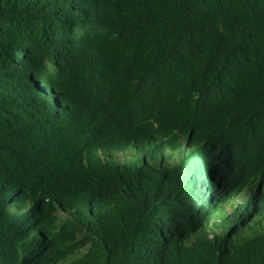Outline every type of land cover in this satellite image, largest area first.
Segmentation results:
<instances>
[{"label": "trees", "instance_id": "1", "mask_svg": "<svg viewBox=\"0 0 264 264\" xmlns=\"http://www.w3.org/2000/svg\"><path fill=\"white\" fill-rule=\"evenodd\" d=\"M0 264H264V0H0Z\"/></svg>", "mask_w": 264, "mask_h": 264}]
</instances>
